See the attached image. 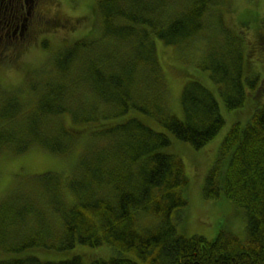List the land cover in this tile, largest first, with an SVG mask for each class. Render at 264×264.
<instances>
[{
	"label": "trees",
	"instance_id": "trees-1",
	"mask_svg": "<svg viewBox=\"0 0 264 264\" xmlns=\"http://www.w3.org/2000/svg\"><path fill=\"white\" fill-rule=\"evenodd\" d=\"M35 3L16 20L32 37L34 30H42L30 19L39 9ZM223 3L96 0L94 23L100 27V37L112 40L105 55L95 46L97 40L78 38L54 52L49 77L36 79L33 97L10 95L0 84V152L22 154L38 147L64 157L84 145L69 174L34 175L35 183L17 190L24 200L0 202V225L8 226L16 237L4 247L7 251L107 243L132 253L141 264H264V104L254 106L245 125L231 126L219 148L221 157L229 154V161L221 170L217 161L202 186L203 198L224 197L244 208V241L223 230L212 239L177 231L172 218L187 203L184 163L164 151L171 142L167 133L129 115L135 110L156 120L195 149L224 124L216 96L194 78L187 79L180 92L183 117L168 109L156 39L185 46L204 38L207 47L198 66L216 84L227 110L242 107L248 95L254 104L262 96L264 81L245 76L242 32L219 26L217 34L211 32V20ZM48 15L54 18L45 19L43 25L59 22L56 12L46 11L44 17ZM69 18L63 22L76 26L86 16ZM240 24L245 27L248 21ZM260 38L264 43V34ZM41 43L46 48L47 42ZM14 47L9 55L0 56L2 66L9 60L13 65L22 62V46ZM144 216L153 220L141 221ZM0 264L84 263L79 256L47 261L26 255L0 259ZM88 264L138 262L115 256Z\"/></svg>",
	"mask_w": 264,
	"mask_h": 264
},
{
	"label": "rangeland",
	"instance_id": "rangeland-1",
	"mask_svg": "<svg viewBox=\"0 0 264 264\" xmlns=\"http://www.w3.org/2000/svg\"><path fill=\"white\" fill-rule=\"evenodd\" d=\"M34 1H37L36 7L45 4L50 6L52 14L56 11L59 22L55 25H43L45 19H53L54 16L48 15L41 18L34 13L30 19L33 20V23L40 24L39 29L42 30H34V37L32 35L28 37V33L24 31V37L20 40H12L6 46L0 44V50L5 48L0 51L2 53L0 56L9 55L10 51H14L15 44L17 47L22 46L23 48L20 64L13 65L14 63L9 60L7 64L2 66V61L0 62L2 89L8 94L16 95L22 99L31 98L35 95L33 87L35 84L33 83L36 79L42 81L44 77H49L52 66L48 63H51L52 55L59 48L71 44L78 38H89L97 40L95 46H100L99 53L105 55V48H111L110 43L112 41L110 38L100 37V27L94 23L93 11L96 0H31L32 3ZM30 3L27 0L25 8L22 9L18 17L19 19L23 17L26 7ZM32 9L34 10V5ZM83 14L86 18L80 25L72 26V24L63 22L66 16L73 20ZM245 20L248 21V25L244 27L240 22ZM211 21L210 26L213 34H217V26L242 32L246 38L244 40L245 76H258L264 81V43L260 42V36L264 34V0H224L219 13ZM12 31L13 27L10 28V34ZM43 40L45 43L47 42L46 48L40 45ZM206 47L207 42L204 38L194 40L185 46L167 45L156 39L157 59L165 75L168 89L166 104L172 113L178 117H183L180 92L183 84L189 78H197L216 96L224 124L210 141L201 148L195 149L189 143L174 138L156 120L135 110H131L129 115H137L155 130L167 133L171 142L164 148V151L178 155L184 163L188 178L184 192L187 203L178 209L172 218L177 231L187 236L199 234L207 239H212L219 230H223L244 241L246 239L244 208L236 206L224 197L203 198L202 186L207 172L217 161L218 170L227 165L229 154L220 156V144L234 123H239L241 126L245 125L253 114L254 106L264 104V91L262 96L255 101V104L254 99L248 95L242 107L227 110L220 98L216 84L208 77V73L202 71L198 66ZM246 90H250L247 85ZM79 146L64 157L50 154L38 147L22 154H13L7 150L0 152V202L15 197L24 200L25 197L17 190H24L31 183H35L36 178L32 179L34 175L47 171H61L64 175L69 174L77 153L82 146L84 147L83 144ZM152 220L153 218L150 216H144L141 219V221L147 222ZM8 222L10 223V221ZM15 240L16 237L11 235L10 228L3 224L0 225V259L32 255L40 260L60 261L79 256L84 264H88L95 259L124 256L133 258L138 264H141L132 253L120 251L107 243L99 246L76 243L72 248L65 250L30 247L18 252L7 251L4 247L7 244H13Z\"/></svg>",
	"mask_w": 264,
	"mask_h": 264
},
{
	"label": "flooded vegetation",
	"instance_id": "flooded-vegetation-1",
	"mask_svg": "<svg viewBox=\"0 0 264 264\" xmlns=\"http://www.w3.org/2000/svg\"><path fill=\"white\" fill-rule=\"evenodd\" d=\"M24 6L23 0H0V44L6 46L10 41L20 40L24 37V30L22 28L19 30L20 26L16 22ZM46 11L51 12L50 6L41 4L34 13L37 17L42 18ZM11 27H13L12 34H10ZM18 30L19 33L17 34ZM28 37H30L29 33Z\"/></svg>",
	"mask_w": 264,
	"mask_h": 264
}]
</instances>
